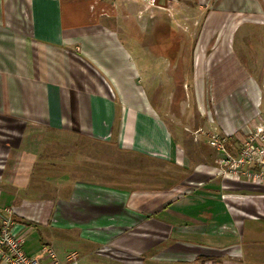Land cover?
Listing matches in <instances>:
<instances>
[{
	"label": "crops",
	"instance_id": "0c3cea01",
	"mask_svg": "<svg viewBox=\"0 0 264 264\" xmlns=\"http://www.w3.org/2000/svg\"><path fill=\"white\" fill-rule=\"evenodd\" d=\"M189 17L218 41L210 64L190 50L205 126L192 140L167 122L178 95L158 93L185 72ZM260 122L264 0H0V211L41 264L49 250L60 264H264V187L195 153L217 133L237 155L233 137ZM88 142L110 152L101 170ZM114 153L150 169L115 175Z\"/></svg>",
	"mask_w": 264,
	"mask_h": 264
},
{
	"label": "rangeland",
	"instance_id": "374dc122",
	"mask_svg": "<svg viewBox=\"0 0 264 264\" xmlns=\"http://www.w3.org/2000/svg\"><path fill=\"white\" fill-rule=\"evenodd\" d=\"M191 20V26L189 28V32L190 34H192L191 36L188 35L186 32L187 30H182L180 27L177 29L178 31V35H179V40H178V44H179V48H187V50L189 51V54L187 55V60L186 62H184V71L185 72H178V85L174 84V82H172L171 87L168 86V88H164L161 87L159 89V95L162 98H166L168 100L170 92H172V94H177L178 95V101L177 104H173L172 106L167 105L165 112H167V122L170 125V127L175 130L177 133H179L180 135L183 136L184 139L188 140L194 138V131L199 127H205L203 124V121L201 119H199L197 116V107H196V96L197 94V90H198V84H201V77L203 75V72H193L192 71V63H191V57H190V50L193 49L194 51V64L197 63L198 57L200 56L201 58V62L203 60V64H210L211 62H213L216 57L213 55V50L215 49V47L217 46V40L214 39L210 42V44H208V42L206 43L205 41L202 40V38H200L199 33L203 30V25L200 24H195L194 22V17H189ZM182 20V19H180ZM189 26V24H188ZM187 39H184V38ZM206 51V54L204 55L203 52ZM139 56L140 59L142 60L143 64H147V58L142 57L141 55V51H139ZM150 75H152L153 73H149ZM165 76H167L166 72H162L161 73V77H160V82L164 81ZM198 76V78H197ZM159 82H156V85L153 86L152 84L150 85V87H155L153 88L154 91L157 90V84ZM166 87V86H165ZM151 90L149 89V92ZM176 92V93H175ZM172 100V99H171ZM174 113V115H172V113ZM192 114L194 116H197V120L195 121H191L190 117L192 116ZM192 118V117H191ZM208 139V138H207ZM188 141H186L184 143V152H186L187 154L190 153L188 150V147H185V145H187ZM205 144H207L205 142H202L200 145H202L199 149H197L195 151V153L197 154H207L210 158L213 159V161L215 162L217 159V154L216 152L209 147L211 150H207V145L205 146ZM204 145V146H203ZM83 148L85 150H89V151H83L82 152V158L83 159H87L89 157H92L93 159H97L99 162V166L101 165V167H98L100 170L102 169V167L105 165V162L102 161V159L105 157V155H109L110 152L107 149V147L103 146L101 143H93V142H88L86 144H84ZM91 154V155H90ZM113 156L111 157V162L113 167L111 168L115 175H118L122 170V164L126 165V164H130L131 165V171L129 174H131V176H137L138 169H141L143 171V169L145 170H149V162L148 161H144L143 159H139V158H135V157H129V156H125V155H118L117 153L112 154ZM107 157V156H106ZM109 157V156H108ZM110 160V159H109ZM101 162V163H100ZM104 168V167H103ZM110 168V167H108Z\"/></svg>",
	"mask_w": 264,
	"mask_h": 264
},
{
	"label": "built area",
	"instance_id": "2783aa9c",
	"mask_svg": "<svg viewBox=\"0 0 264 264\" xmlns=\"http://www.w3.org/2000/svg\"><path fill=\"white\" fill-rule=\"evenodd\" d=\"M147 7H156L157 0H139ZM198 130L195 134H200ZM208 145L216 151L220 175L235 182L244 178L254 187H264V122L249 129L243 136L233 137L238 142V153L228 149L232 137L209 133ZM13 209L0 211V256L9 264H41L40 259L28 256L23 249V239L12 232ZM53 264H60L56 254L49 250ZM67 264H79L75 254L67 257Z\"/></svg>",
	"mask_w": 264,
	"mask_h": 264
}]
</instances>
